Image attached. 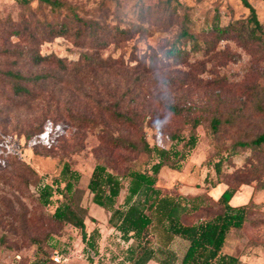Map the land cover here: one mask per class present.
<instances>
[{
  "label": "rangeland",
  "instance_id": "374dc122",
  "mask_svg": "<svg viewBox=\"0 0 264 264\" xmlns=\"http://www.w3.org/2000/svg\"><path fill=\"white\" fill-rule=\"evenodd\" d=\"M61 1L74 7L80 17L99 22L102 28L96 31L108 43L99 48L90 41L57 38L41 45V55L54 54L75 62L82 53H98L99 58L116 64L84 79H65L49 91L53 104L49 108L42 100L31 109H4L0 113V176L25 174L23 163L36 172L34 176L25 174L28 187L19 179L8 184L0 177V215L13 210L18 215L15 223L10 216H2L9 224L0 226V251L9 263L20 260L19 264H57L52 260L57 251L66 259L62 264H128L124 251L129 245L122 243L108 225L109 214L93 205L87 186L97 164L107 165L113 174L124 175L130 169L148 170L157 159L141 150L115 147L109 140L121 136L139 144L144 136L151 147L169 150L175 144L171 135L187 138L192 129L188 121L198 120L195 149L181 161L180 171L164 167L157 186L167 194L182 189L185 195L197 191L203 195L204 208L185 217L186 224L213 217L220 209L214 201L226 189V185L213 188V184L221 180L235 185L236 172H244L246 159L251 156V152L244 151L228 158L227 152H218V146L228 148L264 128V111L258 110L259 106L264 109V48L214 30L216 25L225 27L236 20H248L249 10L241 0ZM249 2L263 25L264 39V1ZM168 7L177 8L181 17L187 12L191 31L199 36V49L193 50L187 43L181 45L182 57L167 58L166 52L179 34L181 17L166 22L165 16L149 13L148 8L156 11ZM41 13L47 15L49 8L40 0H30L27 7L17 0H0L3 23H17L22 16L37 17ZM204 39L209 42L204 43ZM17 42L15 36L0 33V50L13 48ZM30 70L28 62L24 71ZM93 100L100 106L126 112L136 120L137 127L124 126L108 117ZM55 106L97 118L102 126L80 128L68 119L55 123L57 116L48 113ZM168 106L183 112L176 115ZM215 116L233 122L224 124L219 136L213 138L210 121ZM24 132L34 137L26 141ZM177 150H184L183 143L177 145ZM218 155L226 158L219 177L213 166ZM64 162L80 174L81 194L77 201L89 211L86 229L89 234L99 232L94 250L83 243L79 229L54 220V212L64 200L61 195L55 194L49 206L38 201L39 190L60 177ZM206 177L208 184L204 182ZM123 182L127 184L126 179ZM256 185L252 182L251 186H242L231 204L248 202ZM124 194L123 191L120 203ZM253 202L261 204L252 215L253 223L228 235L224 253L240 257L244 264H264V191L254 193ZM151 241L156 250L164 246V234L159 228L151 231ZM187 247L188 242L181 238L171 242L169 250L175 255V264H180ZM166 258V254L156 253V260Z\"/></svg>",
  "mask_w": 264,
  "mask_h": 264
},
{
  "label": "trees",
  "instance_id": "16d2710c",
  "mask_svg": "<svg viewBox=\"0 0 264 264\" xmlns=\"http://www.w3.org/2000/svg\"><path fill=\"white\" fill-rule=\"evenodd\" d=\"M17 1L25 7L30 4V0ZM241 1L244 7L249 10L248 20H236L225 27L216 25L214 30L223 35H233L245 44L257 45L263 49V25L249 0ZM40 2L49 8L47 15L41 13L37 17L22 16V19L17 23L12 21L3 23L0 20V33H7L9 38L15 36L18 39L13 48L0 50V57H3L0 59V104H2L0 113L4 112V109L9 112L31 109L42 100L49 108L53 105L51 104L52 92L49 91L60 85L65 79L76 77L84 79L96 74L97 70L112 69L116 64L108 59L99 58L98 53L97 55L82 53L80 59L75 62L59 58L54 54L41 55L39 50L41 45L57 38H73L77 42L90 41L99 48L105 47L108 40L97 33L96 29L102 28L99 22L80 17L75 8L66 2L61 0H40ZM153 10L148 8L149 13L155 12L165 16L166 22L175 16L176 18L181 17L177 8L168 7ZM203 42L208 43L209 41L204 39ZM187 43L192 44L193 50L199 49V36L191 31L189 16L187 12H184L179 21V34L176 41L166 52L167 58L182 57L181 45ZM28 62L32 69L29 72L24 71ZM93 102L99 110L105 111L108 117L122 125L131 128L137 127L136 120L126 112L109 106H100L95 100ZM54 109H48V113L52 112L51 114L57 116L58 120L55 123L61 122L62 119H68L80 128L95 129L102 126L97 118L88 117L75 109L63 106H55ZM167 109L176 115H181L183 112L172 106H168ZM258 110L264 111L261 106L258 107ZM188 122L192 125L189 136L186 138L177 133L172 134L171 139L175 144L169 150L151 147L144 136H141L139 144L121 136L109 140L115 147L133 151L141 150L147 154H153L157 160L148 170L130 169L124 175L113 174L107 165L101 163L93 169L87 186L92 195V203L109 214L108 225L119 236L122 243L129 245L124 251L128 264H148L152 260L160 264H175V255L169 250L170 244L175 238H181L188 242L180 264H244L240 257L225 254L223 250L228 235L233 230H242L246 224L253 223L252 215L255 209L261 205L253 202V195L256 192L264 191V128L260 132L237 140L228 148L222 149L217 145L218 152H227L228 158H232L240 152H251V156L246 159L244 165L246 169L244 172H236L235 185L221 180L213 184V188L220 184L226 185L220 199L214 201L220 207L218 213L193 224H186L185 217L198 213L204 208L203 195L201 193L185 195L179 190L176 194L172 192L167 194L165 193L167 190L157 186V183L164 167L180 171L182 169L181 161L186 159L187 153L189 154L195 149L198 141L196 128L200 122L198 120ZM232 122L229 119L223 121L217 116L213 117L210 121L213 138L219 136L224 124ZM102 129L105 131L104 127ZM23 134L26 141H30L34 137L31 132ZM179 143H183V151L177 150ZM218 157L219 160L213 165L217 177L221 174L226 159L223 155H218ZM254 159H256L255 162ZM21 168L23 173L29 176L36 174L25 163ZM25 174L17 173L9 177H0L8 184L19 179L28 187L29 182L26 178L24 179ZM124 179L127 180L126 185L123 182ZM79 180L80 174L72 170L69 162H64L60 177L55 179L52 184H43L39 190L38 201L43 206H49L53 203L52 199L55 194L61 195L64 200L56 208L53 215L54 220L59 224H68L79 229L83 243L94 250L96 248L95 239L99 232L97 230L90 234L87 232L85 220L90 216L88 209L77 201L81 194L78 190ZM208 181L206 177L205 184H208ZM252 182H256L257 185L253 186L250 200L243 205H231L232 199L240 188L244 185L251 186ZM62 184H64L63 187ZM123 191L125 194L120 203ZM6 215L10 216L14 223L17 222L18 215L13 210L9 214L0 215V226L6 223L2 220V216ZM155 227L164 234L165 243L159 250L153 248L151 241V231ZM157 252L166 254L167 258L162 261L156 260ZM19 262L20 260L17 264Z\"/></svg>",
  "mask_w": 264,
  "mask_h": 264
},
{
  "label": "built area",
  "instance_id": "2783aa9c",
  "mask_svg": "<svg viewBox=\"0 0 264 264\" xmlns=\"http://www.w3.org/2000/svg\"><path fill=\"white\" fill-rule=\"evenodd\" d=\"M16 258L19 259L18 256H16ZM52 260H53L55 263H57V264H62V263L65 262L66 259H65V257H63V255L59 254V252L56 251V252L54 253V255L52 256ZM17 261H18V260H17ZM0 264H17V263H14V262L9 263V262L5 259L3 253L0 251Z\"/></svg>",
  "mask_w": 264,
  "mask_h": 264
},
{
  "label": "crops",
  "instance_id": "0c3cea01",
  "mask_svg": "<svg viewBox=\"0 0 264 264\" xmlns=\"http://www.w3.org/2000/svg\"><path fill=\"white\" fill-rule=\"evenodd\" d=\"M221 185H223V184H221ZM218 186H220V185H218ZM225 186V185H224ZM214 190V189H213ZM180 192L181 193H183V190L182 189H180ZM199 192L197 191V192H193V193H191L190 195H196V194H198ZM184 194V193H183ZM247 203V202H246ZM232 205V204H231ZM227 242V241H226ZM223 252H224V250H223ZM229 255H232V254H229ZM153 261V260H152ZM151 262V261H150ZM155 262H157V261H155ZM158 263V262H157ZM156 263V264H157ZM127 264V263H126ZM158 264H160V263H158Z\"/></svg>",
  "mask_w": 264,
  "mask_h": 264
}]
</instances>
